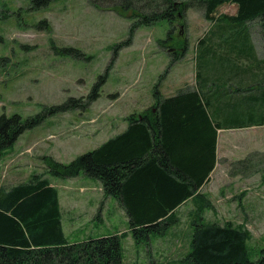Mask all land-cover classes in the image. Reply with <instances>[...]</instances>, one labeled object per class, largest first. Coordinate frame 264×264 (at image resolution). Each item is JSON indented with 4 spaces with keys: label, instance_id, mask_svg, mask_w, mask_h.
Returning a JSON list of instances; mask_svg holds the SVG:
<instances>
[{
    "label": "rangeland",
    "instance_id": "1",
    "mask_svg": "<svg viewBox=\"0 0 264 264\" xmlns=\"http://www.w3.org/2000/svg\"><path fill=\"white\" fill-rule=\"evenodd\" d=\"M31 6L29 0H0V57L8 60L7 66L0 69V115L15 114L22 121L41 113L43 108L85 97L105 74L115 45L128 39L131 25L116 13L96 10L87 0H53L38 10ZM236 8L222 5L217 16H233ZM184 21L180 38L178 25L172 37L174 42L185 38L187 52L166 74L173 61L172 52L159 42L168 37V23L138 28L132 43L118 52L94 103L88 108L47 117L36 128L24 131L0 159V187L25 183L33 176L50 181L59 195L62 228L69 243L124 233V264H186L183 257L190 248L189 222L193 214L182 212L176 228L167 235L153 236V249L149 245L137 246L128 225L120 220L113 199H102L98 180L83 175L62 180L49 176L44 157L68 164L106 141L110 120H126L131 114L140 115L151 108L155 89L165 98L193 86L199 63L205 62L204 50L222 29L212 28L199 10H186ZM258 24L259 21L249 26L257 28ZM204 37L206 45L197 48L198 40ZM68 47L81 51L84 57H64L58 53L59 48ZM219 136L232 140L233 159L244 156L253 142L264 152V126L254 132H226ZM218 150L221 162L226 153L222 145ZM228 170L229 164L221 162L216 181L205 195L200 194L210 203L204 220L231 221L249 232L246 244L250 260L255 262L264 258V172L233 178ZM167 239L179 240L171 245L170 258H165L161 248L154 249L158 240ZM151 253L152 259L147 258Z\"/></svg>",
    "mask_w": 264,
    "mask_h": 264
},
{
    "label": "trees",
    "instance_id": "2",
    "mask_svg": "<svg viewBox=\"0 0 264 264\" xmlns=\"http://www.w3.org/2000/svg\"><path fill=\"white\" fill-rule=\"evenodd\" d=\"M31 9L46 7L53 0H29ZM98 11L116 13L130 21L129 37L115 45L105 74L92 90L81 99L70 98L59 106L43 108L34 117L22 121L18 115H0V159L26 130L36 128L49 116L67 113L76 108H88L100 96L118 52L132 43L138 28L150 27L162 21L169 30L161 47L172 52L169 68L187 52L186 39L174 42L172 32L178 27V37L185 28L186 10H199L212 28H244L259 20L264 27V0H87ZM222 5H234L233 17L217 16ZM39 27V26H38ZM207 37V36H206ZM206 37L199 39L197 48L204 46ZM1 40V38H0ZM169 42V43H168ZM174 43L172 45H168ZM165 44V45H164ZM204 50V63H199L195 84L163 98L155 89L151 108L127 118V129L116 138L107 140L95 150L85 152L68 164L44 157L49 176L73 179L79 175L98 180L104 197L115 198L130 215V236L137 246H146L153 236L165 235L178 224L173 211L177 204L193 197L204 182V173L194 175L195 159L200 165L207 158L216 162L217 133L252 126H264V78L256 82V96L251 106L232 100L230 87L218 83L217 74L205 71L214 61L229 60L227 48ZM64 57H84L74 48H59ZM222 53V55H221ZM243 54V53H242ZM235 55H240L235 52ZM244 55V54H243ZM208 58V59H207ZM207 59V61H206ZM8 60L0 57V69ZM257 64H261L256 59ZM203 64V65H202ZM264 65V63H262ZM258 70L264 69L258 65ZM229 94L226 96L223 90ZM189 145V146H188ZM206 170V169H205ZM264 172V152L251 153L229 164L231 177H250ZM207 175V174H205ZM190 219L189 250L183 257L186 264H264V258L250 260L247 241L249 232L233 222H205V209L210 203L202 195ZM59 195L50 181L33 176L25 183L0 187V264H123L121 240L125 234L100 238L88 237L83 242L69 243L63 232Z\"/></svg>",
    "mask_w": 264,
    "mask_h": 264
},
{
    "label": "crops",
    "instance_id": "3",
    "mask_svg": "<svg viewBox=\"0 0 264 264\" xmlns=\"http://www.w3.org/2000/svg\"><path fill=\"white\" fill-rule=\"evenodd\" d=\"M235 15V14H233ZM233 17V16H230ZM259 21V20H257ZM257 21L247 23L244 28L239 29H227L226 31H221L219 35L217 36V39L210 42V44H213L214 47L220 46V50L227 48L231 54V57L229 60H223V61H214L211 63H208L204 68L207 74L211 71H216L218 83L225 86H231L230 91L232 100L237 101L240 103L246 104L249 102V106H251V100L255 99L256 96V89L255 85L256 82L262 78H264V69L258 70L256 67L258 65L263 66L262 63H264V27L260 25V21L257 28H252L249 25L256 23ZM238 52L240 55H235V52ZM244 55H243V54ZM256 59L261 61V64L256 63ZM229 92L224 89L223 93L228 96ZM167 98V97H165ZM128 126L127 119L119 120V119H113V121L110 120V123L107 127V136L106 141L112 138L118 137L120 134L126 131ZM256 128L260 127H249V128H241V129H235V130H221L217 133V143H216V162H214V159H212L211 163V171H208V163L207 158H205V164L200 165L197 163V158L195 159V166L190 167L189 169H193L194 175L201 176L204 173V182L201 186V188L198 190V192L193 195V197H190L186 199L185 201H182L181 204H177L176 208L173 210L175 214L180 217L182 212H185L188 216L193 214V209L197 204H200L202 200L196 196L197 194H206V191L209 190L212 186V183L216 181V177L218 174H216L217 168L220 166V163L223 162L224 164H230L232 162L239 161L251 153H259L262 152L260 149L256 148L254 145L255 141L254 138H252V145L247 147L248 152L244 154L239 159H233L231 154L233 153V149L231 145H233L232 140L229 137H220L219 135L221 133L226 132H254ZM103 142V144L105 143ZM219 145H222L225 150V155L221 158V162H218V147ZM189 146V145H188ZM231 156V157H230ZM206 169V170H205ZM207 174V175H205ZM259 173L251 174L252 175H258ZM250 176V177H251ZM231 177V176H230ZM234 178V177H233ZM236 178V177H235ZM100 183V182H99ZM100 191H102L101 183H100ZM103 194V191H102ZM102 199H104V194L102 195ZM113 199V203L117 208V214H119V218L122 222L126 223L128 225V229L130 231V215L127 212L126 208L123 206L121 202H119L115 198ZM110 200V199H108ZM73 222V219L71 220ZM228 222V221H226ZM223 223V221H221ZM178 225V224H176ZM174 225L171 227V229L168 232H171L173 228H176L177 226ZM167 232V233H168ZM167 233L165 235H167ZM114 235V234H113ZM118 235V234H117ZM110 236V235H108ZM164 236V235H163ZM104 237V236H100ZM97 237V238H100ZM88 239V238H87ZM152 239V238H151ZM151 239L149 244H151ZM176 242H179L178 239H172L169 241L168 239L164 242H161L158 240V245L156 248H161V252L165 253V258H170L171 255L168 253L171 250V245L175 244ZM151 248V247H150ZM153 249V248H151ZM152 251V250H151ZM150 251V252H151ZM152 253L148 255L147 258L152 259ZM162 256V255H161ZM144 257V256H143ZM145 258V257H144ZM144 260V259H143ZM122 261H123V253H122ZM145 261V260H144ZM124 264V261H123Z\"/></svg>",
    "mask_w": 264,
    "mask_h": 264
}]
</instances>
